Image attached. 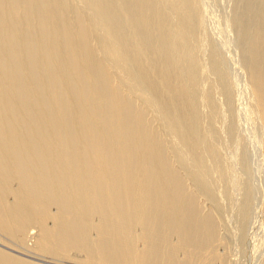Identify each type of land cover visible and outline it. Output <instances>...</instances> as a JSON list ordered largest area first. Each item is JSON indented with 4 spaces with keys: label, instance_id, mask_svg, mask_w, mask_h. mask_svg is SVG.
<instances>
[{
    "label": "bare ground",
    "instance_id": "6f19581e",
    "mask_svg": "<svg viewBox=\"0 0 264 264\" xmlns=\"http://www.w3.org/2000/svg\"><path fill=\"white\" fill-rule=\"evenodd\" d=\"M193 2L0 0V231L88 264H227L184 169L210 143L196 130ZM245 6L240 47L264 127V0ZM0 264L32 263L0 249Z\"/></svg>",
    "mask_w": 264,
    "mask_h": 264
},
{
    "label": "rangeland",
    "instance_id": "374dc122",
    "mask_svg": "<svg viewBox=\"0 0 264 264\" xmlns=\"http://www.w3.org/2000/svg\"><path fill=\"white\" fill-rule=\"evenodd\" d=\"M193 1H195L196 3ZM247 1L244 0L243 2V0H197V1L192 0V2L195 3L193 6L197 7V8L194 7L195 13L197 10V14H196L197 16L195 15L194 21H196L197 18L198 23L196 22L197 25L196 26L194 25L195 23L194 22L189 28L191 31H194L195 29L194 34L196 35H194L193 32L188 30V32L191 33V36L192 35L193 36L187 38L189 43L190 40L195 36V40L198 44L194 42L195 40L193 38L194 41L191 40L193 44H191L190 42L191 44L190 47L194 48V46L196 44L197 45L195 46L194 51L193 50L191 51L192 53L194 52L195 56L200 55L199 58L196 57L198 58V60L199 59L201 60L199 62L197 61L198 64H200L201 62L203 63L202 67L200 66L201 64L197 65L196 77H198L199 75L198 74L199 71H197L199 70L198 69L199 67L205 70L204 71L203 69H201L199 72L201 73L200 74L201 80L204 78L202 81L203 83L201 82V80L199 81L200 77H198L197 81L195 82L198 85L195 86L194 83L192 87V89H194L195 87L199 86L195 88L196 90L194 89L197 93H195V91L193 92V94L195 93L194 94L195 97L198 98L196 100H200L203 98L200 104L201 106L199 105L197 106L196 104V108H197V114L199 113L200 115L201 114L200 112H202L201 115H203V117L201 115H200L201 117L198 115V120L201 119V121L200 120L199 121L202 123H200L199 121L198 122L205 129L197 124L199 127L197 126L196 130H200L199 133L197 131V134H199L198 136L200 139L202 138L200 136L204 137L205 132L206 133L207 131H209V133L212 132L210 134L211 137L214 139L208 136L210 135L209 133L206 134V136L204 137V139L205 138L207 139L205 140L206 142H210L208 143L209 145L203 142L204 141L203 138L200 139L201 140L200 142L204 143L205 145L207 144L208 147L212 143L213 147L217 149L215 150V153L217 154H215L216 156L213 154L214 153L213 148L212 150L211 148H208L207 146H203L201 144L200 151L201 153L203 152L204 154V155L201 154V157L205 159L204 161L206 163L204 161H200V164L201 162L205 164V166L203 165L201 167H199L200 164L198 165L194 163L195 164L194 168H193L194 164L192 165L190 164L194 161L190 162L191 161V160L189 161L190 158L185 156L186 153L183 155L184 159L187 160L189 158L187 161L184 160V169L186 168L185 170L186 171L189 170V172L191 169V173L195 172L198 175L196 176L195 173L194 175L190 173L189 175L190 176L192 175L191 178L193 179V176L198 177L199 179L197 180V182L199 184H201L202 183L201 180H203L207 186L210 185L209 188H211L212 190L209 189L205 184H203L204 182L202 183L203 190L202 189L199 190V188L195 186L194 181L192 179H189V181L187 180L188 182L187 181L186 182L188 186L190 184V186L194 185L195 188L197 187L196 188L198 189L197 191L194 187L191 188L194 189V191L196 192V196H199L197 198L200 204L203 206V208L207 211L209 210L211 212L213 211L216 213L215 214L212 212L214 215L217 216V217L215 216V219L217 218L216 221L218 220L217 232L219 231V237H221V240L223 242L225 241L224 242L225 248L223 242L220 240L222 242L220 243V245L221 244L223 245L221 246L218 245V249L219 251L222 249L224 250L226 249L225 251L227 252L225 251L222 252L226 257L225 261H228L226 262L227 264H264V224H263L264 223L263 220L264 218L263 215L264 214L263 213L264 212V175H263L264 174V154H263L264 127L262 126V123L259 120V110L257 109L255 100L252 99L253 96L252 93L250 92L251 88L250 85L248 84L249 83L248 74L244 63V58L242 54L243 52H241L242 47H240L242 46L241 45L242 36L240 34L241 29L238 28L240 23H238L239 21H237L239 19L242 22L245 17V16L242 17V15H247V14L249 15V13H247V11L245 10L246 9L245 5H247ZM163 5L165 4L163 3ZM254 5H256V2L254 3ZM166 8L169 10V6L168 7L166 6L164 8L165 11L167 10ZM166 12L172 13L171 10ZM169 13L168 15L171 16V18L173 16V19L174 17L176 19L174 13H172L174 15H170ZM190 33H187V35ZM238 35L241 36V38H239ZM197 46L199 47L200 54L198 53L195 54L196 53L195 50L198 49ZM211 51H213L215 54ZM209 56L210 58L217 57L215 58V61L217 60L216 65L218 63L219 70H221L220 68L223 67L222 69L224 72L223 71L221 72L222 75L225 74L224 76H219L218 73H216L215 66L212 65L213 68H215L213 69L212 66L209 65L210 64L209 61H211V59H209ZM243 67L245 69H243ZM215 75H218L219 80ZM213 76L215 78H213ZM221 77L223 79L226 78V80L225 79L221 80ZM220 80L223 82H220ZM198 81L200 82V84L202 83L204 86L202 84L200 86ZM224 82L225 84L228 83L225 86L226 88L228 87L227 88L229 90L228 93L226 92L227 89L223 86ZM131 86H133L132 83ZM198 89L201 92H203V96L200 95L202 94L201 92L199 94L200 97L202 96L201 98L199 96L198 97L196 96V94H198L199 92ZM203 89L209 92V95H207V92L205 91L208 97L206 95L204 96L205 92L203 91ZM210 99H212L214 103H212ZM209 100L211 104H209ZM203 101L205 103H203ZM199 103L200 101L198 102V104ZM210 105H212L213 108H210L211 107ZM214 109L215 111L217 110V112H215ZM211 110L215 112V115ZM202 120H204V122ZM202 129L204 130V132L202 131ZM200 134H204V135H200ZM166 137L168 141H170L172 145H174V147L178 145L176 142L177 140H175L176 143L174 144L173 142L174 138L172 141L170 139L172 137H168V135ZM212 145L210 147H212ZM179 149L181 151L182 147L181 148L179 147ZM210 151H212L211 155H208ZM211 156H214L215 159ZM215 160L219 161L217 162V165H215L216 163ZM185 161L186 164H188V166L185 164ZM185 166L189 167V169H187V167ZM218 168H220V170ZM198 172L200 174H198ZM202 173L203 175H205V178L204 176H201ZM206 173L208 174L207 176ZM196 177L194 178V180L197 179ZM186 179H188V177H186ZM204 185L206 187H204ZM206 188L209 191H207ZM219 190L221 191L219 192ZM218 192L219 195L217 194ZM206 195L209 197L211 196L212 199H209ZM213 200L216 201V204H214L215 201ZM214 205L216 206V208L214 207ZM218 205H219V209L217 208ZM210 208L213 210H211ZM0 232H1L0 249L21 260L28 261L32 264H88L83 260L82 256L81 257L79 256L78 258L77 255L76 256L74 255L76 259L74 258V256L71 259L70 258L67 259L64 257L42 252L38 247H36L37 245H35L34 243L35 238L32 237L30 234H28L27 237H24L25 239V240L23 239L24 242L21 241V239L20 242L18 238L12 237L6 233L4 234V232L2 231Z\"/></svg>",
    "mask_w": 264,
    "mask_h": 264
}]
</instances>
